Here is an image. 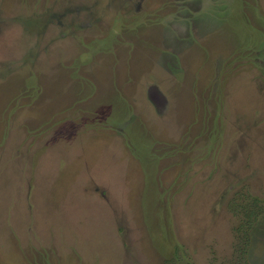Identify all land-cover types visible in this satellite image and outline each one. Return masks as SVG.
<instances>
[{
    "label": "rangeland",
    "instance_id": "obj_1",
    "mask_svg": "<svg viewBox=\"0 0 264 264\" xmlns=\"http://www.w3.org/2000/svg\"><path fill=\"white\" fill-rule=\"evenodd\" d=\"M0 264H264V0H0Z\"/></svg>",
    "mask_w": 264,
    "mask_h": 264
}]
</instances>
